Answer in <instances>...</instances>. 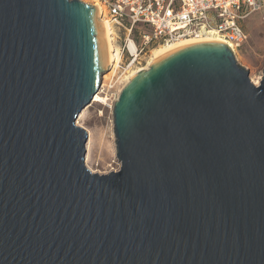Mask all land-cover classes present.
Segmentation results:
<instances>
[{"label":"water","instance_id":"1","mask_svg":"<svg viewBox=\"0 0 264 264\" xmlns=\"http://www.w3.org/2000/svg\"><path fill=\"white\" fill-rule=\"evenodd\" d=\"M109 69L96 6L0 0V264H264V70L222 43L160 54L100 175L76 120Z\"/></svg>","mask_w":264,"mask_h":264},{"label":"built area","instance_id":"2","mask_svg":"<svg viewBox=\"0 0 264 264\" xmlns=\"http://www.w3.org/2000/svg\"><path fill=\"white\" fill-rule=\"evenodd\" d=\"M98 3L112 26L125 35L126 43L119 57L127 68L133 65L139 52L181 41L220 38L235 53L247 40L242 22L264 7V0H98Z\"/></svg>","mask_w":264,"mask_h":264},{"label":"rangeland","instance_id":"3","mask_svg":"<svg viewBox=\"0 0 264 264\" xmlns=\"http://www.w3.org/2000/svg\"><path fill=\"white\" fill-rule=\"evenodd\" d=\"M79 1L93 5V0ZM105 19L110 21L106 12ZM242 26L247 35V40L233 55L237 64L248 71L250 80L258 81L259 83L264 70V7L259 12L247 17L242 22ZM111 28L113 46L118 49L119 53L121 47L126 43L125 35L112 24ZM159 48L153 47L144 52H139L133 65L128 68L126 64L120 63L119 57L117 68L115 67L116 69L114 68L113 70L112 66L104 73L100 89L96 93H100V97L107 98L106 103L92 104V99L91 103L82 110L83 112L89 107L81 118L82 112L79 114L76 125L84 128L88 133L84 164L92 173L102 175L119 169L113 133V104L126 85L125 78L138 69H147V64L152 58L154 51ZM86 157H88V161H86Z\"/></svg>","mask_w":264,"mask_h":264},{"label":"bare ground","instance_id":"4","mask_svg":"<svg viewBox=\"0 0 264 264\" xmlns=\"http://www.w3.org/2000/svg\"><path fill=\"white\" fill-rule=\"evenodd\" d=\"M93 6H96L97 8V12H98V22H102V29H103V42H104V51H105V58H106V64L109 66V68H111L113 66V70L114 68L117 66V63L119 62V53H118V49L114 48L113 46V38H112V28H111V23L110 21L105 19V11L104 9L100 6V4L98 3V1L96 2V0H93ZM202 42H215V43H222L227 45L228 47L229 44L224 42L223 40H221L220 38H210V39H205V40H201V41H193V40H189V41H181L178 43H174V44H166V45H160L157 47H160L158 50L154 51V54L152 56V58L150 59V61L148 62L147 66L150 65V63H152L154 61V58H156L157 56H159L160 54L167 52L171 49H174L176 47H180V46H184V45H189L192 43H202ZM129 49L132 53H134V47L132 44L129 45ZM130 67V66H129ZM117 68V67H116ZM115 68V69H116ZM112 70V72H113ZM140 71H142V69H138L134 72H131L126 78V84L129 82V80L136 75L137 73H139ZM254 85L258 84V81H251ZM100 93L96 94L93 98V103H106L107 98L104 97H100L99 96ZM89 108V107H88ZM86 108L80 115V118L82 117L83 113L88 109ZM87 149L89 150V147L87 145ZM86 161H88V157H86Z\"/></svg>","mask_w":264,"mask_h":264}]
</instances>
